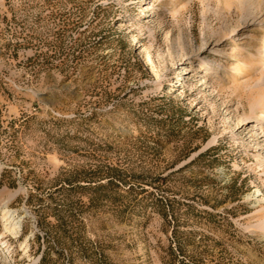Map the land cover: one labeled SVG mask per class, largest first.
Listing matches in <instances>:
<instances>
[{"label": "rangeland", "instance_id": "374dc122", "mask_svg": "<svg viewBox=\"0 0 264 264\" xmlns=\"http://www.w3.org/2000/svg\"><path fill=\"white\" fill-rule=\"evenodd\" d=\"M262 108L264 0H0V264H264Z\"/></svg>", "mask_w": 264, "mask_h": 264}, {"label": "bare ground", "instance_id": "6f19581e", "mask_svg": "<svg viewBox=\"0 0 264 264\" xmlns=\"http://www.w3.org/2000/svg\"><path fill=\"white\" fill-rule=\"evenodd\" d=\"M263 118H264V108H262L261 110L257 111L255 113V115L253 116L254 120H259V119H263ZM3 216L5 218V221L7 222V225L5 226V229H4V231L6 233L7 232H14V231H16L19 228L20 219L18 220V218L15 217L14 214H12L11 211H4Z\"/></svg>", "mask_w": 264, "mask_h": 264}]
</instances>
